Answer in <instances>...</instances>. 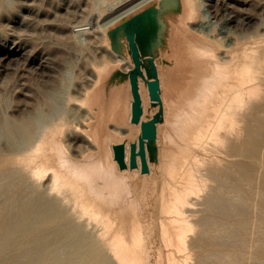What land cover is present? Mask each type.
<instances>
[{"label":"bare ground","instance_id":"bare-ground-1","mask_svg":"<svg viewBox=\"0 0 264 264\" xmlns=\"http://www.w3.org/2000/svg\"><path fill=\"white\" fill-rule=\"evenodd\" d=\"M15 1L0 0V16L24 10L36 17L42 11L31 4L36 0ZM185 2L186 24L197 35L186 42L190 78L163 115L156 137L159 191L154 195L167 222L157 228L163 246L171 249L164 263L264 264V0L254 5L259 16L241 10L250 0H239L246 6L222 7L220 17L205 20L212 23L207 27L205 21L189 24L197 11ZM202 4L196 9L202 5L208 14V4ZM19 21L29 24L24 17ZM101 26L94 44L100 40L108 57L101 62L92 57L96 63L86 88L74 73L80 66L77 52L52 56L56 50L40 51L36 33L0 32V264L141 262L136 201L111 200L106 193L111 184L119 193H154L156 178L151 164L140 186L138 168H117L111 144L127 133L132 137L128 128L112 126L100 136L94 88L111 66L129 68L109 50ZM86 32V25L75 24L69 34ZM31 67L40 73L36 80L27 76ZM66 75L77 88L74 96L66 92ZM82 245L87 251L72 261Z\"/></svg>","mask_w":264,"mask_h":264},{"label":"water","instance_id":"water-1","mask_svg":"<svg viewBox=\"0 0 264 264\" xmlns=\"http://www.w3.org/2000/svg\"><path fill=\"white\" fill-rule=\"evenodd\" d=\"M186 9L185 0H149L104 30L109 50L129 68L111 66L94 88L100 136L111 132L110 124L130 130L132 137L127 133L111 144L112 159L119 170L138 168L137 185L151 164L156 178L153 194L159 191L157 126L164 121V108L173 105L166 104L164 84L178 71H188L178 101L192 67L186 42L197 40L186 24Z\"/></svg>","mask_w":264,"mask_h":264},{"label":"rangeland","instance_id":"rangeland-1","mask_svg":"<svg viewBox=\"0 0 264 264\" xmlns=\"http://www.w3.org/2000/svg\"><path fill=\"white\" fill-rule=\"evenodd\" d=\"M42 1V2H41ZM65 1H69V2H65ZM73 1V0H72ZM71 0H52L49 2V0H36L35 2H31L30 1H26V0H20V3H19V0H16L15 3L16 5H20V4H24L26 2H31L32 5L35 6V8H38L39 10H42L39 14L35 15L36 17H34V15H28L24 10H19V12L15 11V10H10V13L9 12H6L5 13V16H0V32L3 31L5 33H18L19 35H24L26 32H33L35 34L36 37L40 38L41 40V47H40V51L43 50L45 51L46 53H49L50 55L52 56H55V55H58L60 54L61 52L65 54H73L75 52L78 53L79 55V60L77 62V64L80 66L82 64L85 65L84 69H82L80 66L78 68L75 69L74 73L76 74L77 72V75H81V77L83 78V81H84V88H86V82H88V80L90 79V75L92 74V68H93V64L96 63L94 62V60L96 61L97 59V62L98 61H104L106 60L108 57V55H106L105 53H103V47H102V44H99L101 43V41L99 40L98 44H94V40L96 39H99L98 36H97V33H98V30L99 28V25L101 27H106L108 24H110L112 21H114L115 19H117L118 17L122 16V15H125L126 13L130 12L131 10L135 9L136 7H138L139 5L145 3L147 0H74L72 2ZM100 2V4L96 5V3ZM102 1V2H101ZM211 1V2H210ZM214 1H215V4H214ZM226 1V2H225ZM253 1V2H251ZM258 1V0H256ZM255 0H250V8L249 6H246V5H241L239 0H190V3L192 4V9L197 11L195 13V18L189 22V24H191L192 26H197L198 24H201V22L203 23L206 19H212L210 17H213V18H217L219 15H221L220 13L221 12V8L222 7H231V6H234V7H231L232 9H236V8H243L244 6H246L245 8L241 9V10H245L251 14L255 13V15L259 16L261 15L262 13L260 11H258V7L254 6L255 5ZM76 2V3H75ZM207 2V3H206ZM225 2V3H224ZM229 2V3H228ZM35 3V4H34ZM47 3V4H46ZM55 3V4H54ZM68 5H66V4ZM95 3V5L97 6L96 8L100 7V9H95V5H93ZM195 3V4H194ZM199 3H205V4H208L207 6V9L208 11L210 10V14L213 15L211 16L209 13L207 14V12L205 11L204 7L201 5L200 7L198 6V8L196 9L197 5ZM210 3V4H209ZM221 3V4H220ZM228 3V4H227ZM65 4V5H64ZM74 4V5H73ZM77 4V5H75ZM84 4V5H83ZM220 4V5H219ZM223 4V5H222ZM253 4V5H252ZM45 5V6H44ZM49 5V6H48ZM81 5V6H79ZM196 5V6H195ZM210 5V6H209ZM214 5V6H213ZM217 5V6H216ZM222 5V6H221ZM62 6V7H61ZM65 6V7H64ZM69 8H67V7ZM74 6V7H73ZM221 6V7H219ZM239 6V7H237ZM253 6V7H252ZM80 7V8H79ZM203 7V9H202ZM215 8V9H212V8ZM252 7V8H251ZM54 10H52V9ZM63 8H65L63 10ZM94 8V9H93ZM210 8V9H209ZM217 8V9H216ZM247 8V9H246ZM80 11H79V10ZM84 9V10H83ZM200 9L204 12H206V17L204 16L205 15V12L203 13L202 11L200 12ZM252 9V11H251ZM256 9V10H255ZM101 12H100V11ZM218 10V12L216 11ZM59 11V12H58ZM61 11V12H60ZM63 11V13H62ZM79 11V12H78ZM90 11V12H89ZM96 11V13L94 12ZM212 11V12H211ZM258 11V12H257ZM22 12L25 14L23 15ZM46 12V13H45ZM54 12V13H53ZM57 12V13H56ZM78 12V13H77ZM17 13H18V16H17ZM53 13V15H52ZM59 13V14H58ZM77 13V14H76ZM94 13V15H92ZM194 13V12H193ZM16 14V15H15ZM57 14V15H56ZM68 14V15H67ZM84 14V15H83ZM102 16H101V15ZM217 14V16L215 15ZM3 15V14H2ZM20 15V16H19ZM55 15V16H54ZM210 15V16H208ZM9 16V17H8ZM26 16V17H25ZM40 16V17H39ZM77 17V19H75ZM216 16V17H215ZM7 17V18H6ZM20 17H24L26 19V21L29 22V24H25L24 22L20 23L19 19ZM33 17V18H32ZM49 17L51 18V20H49ZM57 17V19H56ZM220 17V16H219ZM46 18V19H45ZM48 18V19H47ZM56 21H55V19ZM61 19L60 20H58ZM81 18V19H80ZM17 19V20H16ZM53 19V21H52ZM66 21H65V20ZM99 19V21H98ZM101 19V21H100ZM13 20V21H12ZM37 22H35V21ZM70 20V21H69ZM31 21V22H30ZM34 21V22H33ZM65 21V22H64ZM3 22V23H2ZM64 22V23H63ZM196 22L198 24H196ZM207 22H209L210 24L211 23V20L209 21H205L204 24L205 26L207 27L209 25V23L207 24ZM7 23V24H6ZM62 23V24H61ZM11 24V25H10ZM13 24V25H12ZM24 24V25H23ZM41 24V25H40ZM64 24V25H63ZM75 24H84L86 25V28H87V32L86 34L84 35H76L75 36H71V33L69 34L70 30L73 28V26ZM20 25V26H19ZM44 25V27L42 26ZM96 28H95V27ZM215 26V25H214ZM217 26V24H216ZM261 26L262 28H264V20L261 21ZM11 27V28H10ZM17 27H19V29H17ZM27 29H26V28ZM42 27V28H41ZM45 28V29H44ZM50 28L52 29L50 31ZM7 29V30H6ZM28 29L30 31H28ZM44 29V30H43ZM48 29V31H47ZM10 30V31H9ZM16 30V32H15ZM27 30V31H26ZM33 30V31H32ZM41 30V31H38ZM46 30V31H45ZM56 30V31H55ZM55 31V32H54ZM64 31V32H63ZM66 31V32H65ZM45 32V33H44ZM58 32L62 33V34H58ZM51 33V34H50ZM53 33V34H52ZM64 33V34H63ZM93 36H92V34ZM46 34V35H44ZM50 34V35H49ZM58 34V35H57ZM96 36H95V35ZM53 35V36H52ZM62 35V36H61ZM65 35V36H64ZM89 36V37H87ZM55 37V38H54ZM66 37V38H65ZM76 37V40H74ZM93 37V39H92ZM57 38H59V40H57ZM61 38V39H60ZM90 38V39H89ZM49 39V40H48ZM53 39V40H52ZM70 39V40H69ZM51 40V41H50ZM49 41V42H48ZM53 41V42H52ZM57 43H56V42ZM59 41V42H58ZM62 41H66V42H62ZM46 42V43H45ZM38 42H35V44H37ZM48 43V45H47ZM61 43V44H60ZM68 43V44H67ZM77 43V44H76ZM87 43V44H86ZM65 46H64V45ZM71 44V45H69ZM50 45V46H49ZM86 45V46H85ZM62 46V47H61ZM83 46V47H82ZM67 47V48H66ZM73 47V48H72ZM80 47V49H79ZM94 47V49H93ZM101 49H100V48ZM91 48V49H90ZM96 48V49H95ZM68 49H70V51L68 52ZM90 49V50H88ZM93 49V50H92ZM100 49V50H99ZM56 50V51H55ZM102 50V51H101ZM52 51H55V53L53 52L51 54ZM75 51V52H74ZM81 53H80V52ZM91 51V53H90ZM95 51V52H94ZM99 51L100 52V56L99 58L98 57V53ZM58 52V53H57ZM73 52V53H72ZM86 52V54L84 53ZM94 52V54H93ZM80 53V54H79ZM101 53H102V56H101ZM86 56H84V55ZM104 54V55H103ZM77 55V56H78ZM91 55V56H89ZM94 55V56H93ZM97 56V57H96ZM105 56V57H104ZM80 57H83L82 59H80ZM89 57V58H88ZM91 57V58H90ZM92 57H96L94 58V60H92L93 58ZM104 57V58H102ZM86 58L89 60L87 61ZM91 59V60H90ZM84 60V61H82ZM83 63H82V62ZM87 61V62H86ZM93 63H91V62ZM86 62V63H84ZM90 62V63H88ZM90 66H89V65ZM88 65V66H87ZM91 67V68H90ZM121 68V67H120ZM32 69V67H31ZM122 69V68H121ZM30 70V69H29ZM35 69H32L29 72H27V76L30 75L32 76L35 80L39 78V71L38 70H35ZM84 70V71H83ZM122 70H126V69H122ZM184 70V69H183ZM85 72V73H84ZM180 71H178L173 80L169 83H165L164 84V87H165V90H164V99L166 101V104L167 105H170V104H174L176 101H177V95H178V91L179 89L181 88L182 84L184 83V80H185V77H187L188 74H185V73H188L181 70V73H179ZM90 74V75H87V74ZM179 73V74H178ZM35 74V75H33ZM38 74V75H37ZM178 74V75H177ZM180 75V76H179ZM179 78V79H178ZM181 78V79H180ZM88 79V80H86ZM86 80V81H85ZM177 82V83H176ZM73 78L71 75H66L65 76V84H68V88L66 90V92L68 93V95L71 93L73 94L74 96V92L76 91L77 88L73 87ZM175 85V86H174ZM179 86V87H178ZM167 87V88H166ZM171 87V88H169ZM174 88V89H173ZM72 90L73 93H72ZM169 95H168V94ZM176 93V94H175ZM172 95V96H171ZM172 98H170V97ZM166 97V98H165ZM174 97H176L174 99ZM168 101V102H167ZM170 101V102H169ZM173 102V103H172ZM69 105H72V104H69L68 103V106ZM172 109V105L166 110L164 108L163 110V115H165L167 112H169L170 110ZM74 125L75 123L74 122H71L70 124V128L73 129L74 128ZM114 126L113 124H110L109 125V128ZM77 135H79V133H77ZM78 140L82 141L81 142L84 146H86V140L80 135L78 136ZM88 147V146H87ZM260 166V165H259ZM149 168V167H148ZM150 172V170H149ZM138 175V174H137ZM139 176V175H138ZM142 178H139L138 179V182L139 183V186L141 184V180ZM140 180V182H139ZM110 188V191L109 193H106V194H109L110 195V198L111 200H116V201H119V200H127V199H133L134 201H136V207L135 209H137V211L135 212L136 213V217L139 219V226H140V237L143 238V240L141 241V244H140V257H141V262L140 264H165L164 261H165V253L167 255V253L169 251H171V249L163 246L164 244L162 243V240L159 236V225H165L167 222H166V218L165 216L160 218V214L158 213V209H157V205H156V199H155V195L151 192H138V191H133V190H125L123 191L122 193H119L117 191V188H116V185L115 184H111L108 186ZM155 190V188L153 189ZM154 192V191H153ZM154 197V198H153ZM160 220V221H159ZM159 222V223H158ZM158 227V228H157ZM158 229V230H157ZM161 229V228H160ZM129 237V236H128ZM251 238H254L252 235H251ZM252 243L250 242V245ZM143 247H142V246ZM88 245H82L80 246L74 253V255H72V261L79 255V254H82L84 252L87 251L88 249ZM143 248V250H142ZM145 252V253H144ZM142 253V255H141ZM144 253V254H143ZM146 256V258H144V256ZM68 259V258H67ZM145 262H143V260ZM69 260H71V258H69ZM68 260V261H69ZM67 261V262H68Z\"/></svg>","mask_w":264,"mask_h":264}]
</instances>
